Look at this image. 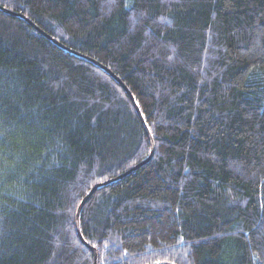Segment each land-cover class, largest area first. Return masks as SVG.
Instances as JSON below:
<instances>
[{
    "label": "trees",
    "instance_id": "16d2710c",
    "mask_svg": "<svg viewBox=\"0 0 264 264\" xmlns=\"http://www.w3.org/2000/svg\"><path fill=\"white\" fill-rule=\"evenodd\" d=\"M0 7V264H264V0Z\"/></svg>",
    "mask_w": 264,
    "mask_h": 264
},
{
    "label": "water",
    "instance_id": "95a60500",
    "mask_svg": "<svg viewBox=\"0 0 264 264\" xmlns=\"http://www.w3.org/2000/svg\"><path fill=\"white\" fill-rule=\"evenodd\" d=\"M0 10H2L3 12L9 14L10 16H13V17H21L23 19L26 20V22L33 28L35 29L38 33L42 34L43 36H45L46 38L50 39V40H53L60 48L62 49H65V50H68L70 51L68 48H66L65 46H63L62 44L56 42L54 39H52L51 37H49L48 35H46L42 30H40L35 24H33L31 21H29L24 15L22 14H16V13H12L10 11H8L7 9L5 8H2L0 7ZM88 59V58H87ZM90 62H92L95 66H97L98 68H100L101 70H103L107 75H109L112 79H114L118 84L119 86L124 90V92L127 94V96L129 97L138 117H139V120L141 122V125L144 129V132L149 140V144H150V154L148 156V158L144 161H142L141 163H139L138 165H136L135 167H133L131 170L127 171L125 174H122L120 175L117 179H122L124 178L125 176L129 175L130 173L136 171L137 169H139L140 167L144 166L145 164H147L152 158H153V155H154V152H155V146H154V141H153V138H152V135L150 133V131L148 130L146 124H145V121L142 117V114L140 113V110L135 102V99L134 97L132 96V94L129 92V90L126 88V86L122 83V81L117 78L109 69H107L106 67H104L103 65H101L100 63L94 61V60H91V59H88ZM110 182V181H109ZM107 182V183H109ZM107 183H104V184H97L95 185L91 190L90 192L82 199V201L80 202L78 208H77V211H76V221H75V227H76V233H77V236L81 242V244L83 246H85L88 250L91 251L92 255H93V264H97V250L94 248V247H91L82 237L81 235V232H80V228H79V216H80V213L82 211V208L84 207V205L89 201V199L93 196V194L98 190L99 187L107 184Z\"/></svg>",
    "mask_w": 264,
    "mask_h": 264
},
{
    "label": "bare ground",
    "instance_id": "6f19581e",
    "mask_svg": "<svg viewBox=\"0 0 264 264\" xmlns=\"http://www.w3.org/2000/svg\"><path fill=\"white\" fill-rule=\"evenodd\" d=\"M148 158V157H147Z\"/></svg>",
    "mask_w": 264,
    "mask_h": 264
}]
</instances>
